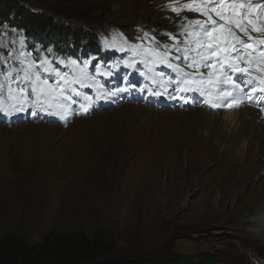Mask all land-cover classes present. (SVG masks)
Wrapping results in <instances>:
<instances>
[{"label": "rangeland", "instance_id": "1", "mask_svg": "<svg viewBox=\"0 0 264 264\" xmlns=\"http://www.w3.org/2000/svg\"><path fill=\"white\" fill-rule=\"evenodd\" d=\"M170 1L181 0L19 2L97 37L112 31L110 23L129 34L136 31L131 24L174 29ZM230 9L225 3L222 12L234 33ZM8 30L0 26V41L15 37ZM31 34L48 46L57 37ZM237 37L246 43L250 38L241 30ZM203 59L208 62L206 53ZM200 60L197 56L195 73ZM205 111L127 105L76 119L67 130L42 124L0 126V239L18 235L35 245L49 233L92 237L98 232L114 243L100 264L149 257L165 263L206 252L218 255L216 264H264V235L254 237L239 225L264 203V167L255 173L252 166L251 177L243 152L231 161L228 150L235 137L228 128L216 133L209 125L210 118L223 113L206 111L202 120ZM260 155L264 162L262 150Z\"/></svg>", "mask_w": 264, "mask_h": 264}, {"label": "trees", "instance_id": "2", "mask_svg": "<svg viewBox=\"0 0 264 264\" xmlns=\"http://www.w3.org/2000/svg\"><path fill=\"white\" fill-rule=\"evenodd\" d=\"M3 4L0 0V21L18 26L31 35L32 32L40 33L49 37L57 34L54 43L57 47L67 51L68 41L72 44L86 41L92 43L96 36L94 32L84 31V29L72 30L66 27L59 20L55 21L54 16L46 13H35L34 10L21 5L20 0H8ZM14 21V23H10ZM16 21V22H15ZM17 23V24H15ZM94 24H100L98 21ZM110 25H116L110 23ZM77 26V25H76ZM35 37V36H34ZM55 37V36H54ZM43 44H46L42 42ZM114 248L113 240L109 241L101 233H96L92 237L82 233H75L67 236L62 233H49L43 236L42 243L31 245L24 238L16 235H6L0 239V264H100L101 256L110 254ZM171 259V258H170ZM165 263L155 257L143 258L139 261L129 262L121 258L119 263L101 264H216L219 263L217 254L206 252L194 258L175 256ZM222 262V260H220ZM223 263V262H222ZM252 264V262H250Z\"/></svg>", "mask_w": 264, "mask_h": 264}, {"label": "bare ground", "instance_id": "3", "mask_svg": "<svg viewBox=\"0 0 264 264\" xmlns=\"http://www.w3.org/2000/svg\"><path fill=\"white\" fill-rule=\"evenodd\" d=\"M241 15L243 16L241 23H243L244 29L250 33H256L263 24L260 19L259 11L256 10V8H251L243 14H233L235 19H240ZM249 21H252V23H249ZM247 31H245V33H247ZM206 113L207 112L205 111V113L201 114L199 116L200 119L203 120V118H206ZM220 116L221 117L210 118L212 120L209 123L210 129L216 132L219 128H228L231 132V136L235 137L230 145L231 149L228 150V154L231 155V161L239 160L238 155L243 152V158L248 157L249 161H254L252 162V165H250V162L248 161L246 170L251 175L250 169L253 166L256 173L259 166L264 167V162L262 161V157L260 155L261 150L264 152V123L259 116V112L252 108H241L238 112L223 113ZM243 162L246 166L244 159L242 163ZM230 163L231 162H228V164L226 163L227 166L231 165ZM248 172L245 173L248 175ZM245 173L243 174L244 177L247 176ZM251 177H253V175H251ZM246 182L251 189V186H253L252 180L247 179ZM241 197H243V194H241ZM258 212L259 213L254 216L250 215V217H244L239 222V225L242 227L243 225H246L247 231L254 237L264 235V203L261 205Z\"/></svg>", "mask_w": 264, "mask_h": 264}, {"label": "snow or ice", "instance_id": "4", "mask_svg": "<svg viewBox=\"0 0 264 264\" xmlns=\"http://www.w3.org/2000/svg\"><path fill=\"white\" fill-rule=\"evenodd\" d=\"M190 7V6H188ZM223 5H221L220 8L215 7L214 5L212 7L205 6L203 8H191L190 10L200 11L202 14L208 16V22L207 25L204 24V22L201 21H192L190 23L196 24L201 27L202 36L200 40H197V44L200 48L204 49L205 45L207 46L205 51L211 55L212 52L216 51L217 49L224 52H229L228 47V41L230 37H233V33L231 32L230 28L225 27L224 25H220L219 28H217V21L212 19L211 12L214 11L217 16H219L221 19H224V13L221 11V8ZM230 7L235 9H242L245 7L252 8L253 6L251 4L244 5V4H232ZM257 7L264 8V4L258 5ZM173 11H178L177 9H173ZM231 19L232 24L238 26L241 30L244 29L243 23H241V20L243 19V16H240V19H235L234 16ZM249 23H252V21H249ZM199 35V34H197ZM236 42L241 45H246V41L241 40L239 37H235ZM190 43V42H189ZM223 45V47H222ZM250 47L251 45H246ZM189 49H185V52L187 53ZM236 53L239 54L240 49H235ZM205 52H197V56L201 57L200 63L202 66H207L203 57ZM261 55H264V53H261ZM185 59L187 60V55L185 56ZM193 63H191L190 67H195V61L196 57L192 58ZM37 80H39V76L36 77ZM46 83V82H45ZM36 89L33 87V92H35Z\"/></svg>", "mask_w": 264, "mask_h": 264}]
</instances>
